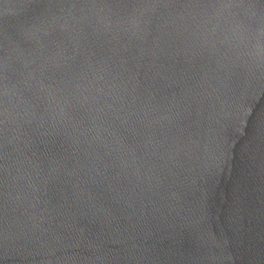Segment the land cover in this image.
Wrapping results in <instances>:
<instances>
[{
	"label": "water",
	"instance_id": "obj_1",
	"mask_svg": "<svg viewBox=\"0 0 264 264\" xmlns=\"http://www.w3.org/2000/svg\"><path fill=\"white\" fill-rule=\"evenodd\" d=\"M0 264H264V0H0Z\"/></svg>",
	"mask_w": 264,
	"mask_h": 264
}]
</instances>
